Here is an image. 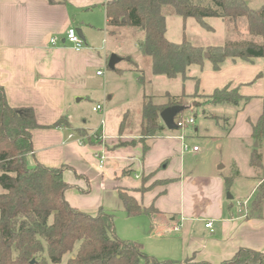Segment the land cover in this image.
Here are the masks:
<instances>
[{"label":"crops","instance_id":"1","mask_svg":"<svg viewBox=\"0 0 264 264\" xmlns=\"http://www.w3.org/2000/svg\"><path fill=\"white\" fill-rule=\"evenodd\" d=\"M106 1L0 0V84L10 106L30 107L34 111L39 125L31 131L34 160L47 167H64L62 176L70 185L64 195L70 205L89 214L103 208L112 212L114 219L117 214L125 222L119 228L116 226L122 236H129L123 235V230L132 236L135 232L136 235L149 232L141 239L142 247L147 239L157 238L165 243L161 246L165 253L160 256L220 264L240 249L264 253V198L259 208L252 211L260 176L250 166L249 158L250 168L246 173L239 170L238 161L232 158V168L238 171L232 175V180L240 175L244 179V190L236 191L239 197L235 201L234 195L231 199L225 197L228 188L223 179L210 174L211 168L200 171L198 161L202 150L193 151L195 145L189 148L187 143L199 135L196 118L193 126L164 128L143 142L140 120L136 131L127 127L125 121L122 125V120L111 132H106L102 119L103 124L100 121L97 127L71 124L72 103L76 105L93 92L89 91L91 68L108 64L107 54L101 56L93 45L96 33L103 31L105 35V16L102 30L98 28L102 22L94 25L84 13L92 9H101L104 13ZM253 1L248 0L253 9L264 6V0H257L258 7L251 5ZM69 27L79 28L84 36V46L80 50L63 41ZM51 37L57 38L55 44L50 43ZM194 66L196 69L191 66L190 77L186 79L191 83L190 91L208 95L215 88L229 84L237 86L240 94L250 96L246 103L233 105L232 115L210 113L206 116L204 112L207 111L203 114L214 118L226 136L233 137L238 132L237 124L243 122L245 126L240 137L248 143L253 141L250 122L257 119L263 108L264 58L250 61L227 58L218 70L212 69L208 62L201 67ZM125 72L130 71L116 73ZM96 76L101 77L103 73ZM111 96H107V100ZM166 101L165 96L164 101L154 103ZM124 114L126 116L127 112ZM62 116L67 125H54ZM77 130H85L88 134L102 131L105 138L87 140ZM184 144L187 150H183ZM97 153L105 157L102 168L98 166ZM262 153L264 162V140ZM152 181L159 183L150 185ZM142 185L148 187L141 191ZM117 187L125 188L142 207L152 206L156 212L128 216ZM208 221L212 222L211 228L205 227Z\"/></svg>","mask_w":264,"mask_h":264},{"label":"trees","instance_id":"2","mask_svg":"<svg viewBox=\"0 0 264 264\" xmlns=\"http://www.w3.org/2000/svg\"><path fill=\"white\" fill-rule=\"evenodd\" d=\"M103 7L108 40L117 41L124 29L140 32L135 45L140 58L149 63V76L185 78L191 66L201 67L204 62L218 70L227 58L243 61L264 58V6L253 9L248 0H107ZM164 7L172 15L183 20L193 18L202 26H206V18L221 19L230 23L235 32L238 22L245 20L249 38L229 39L221 45L206 47L194 45L184 37L179 42L171 41L166 35ZM204 53L208 54L207 58ZM136 64L131 62V66L110 69L136 72L139 83L145 85L149 79ZM186 96L166 95L165 103L156 104L144 95L140 140L143 142L165 128L159 121L164 108L189 107L183 99ZM204 97L216 105H238L250 99L240 94L237 86L230 88L229 84L215 88ZM262 99L260 115L254 122L249 121L251 137L256 142L249 154V164L258 176L262 172L252 199V211L259 208L264 198V96ZM54 125H67L65 116ZM38 126L32 108L10 106L0 84V264H59L66 254L69 257L65 264H185L189 258L157 260L144 251L141 243L120 238L115 232L112 212L99 208L89 214L70 205L64 195L70 187L62 176L64 167H47L33 158L31 131ZM232 179L233 176L224 179L226 188ZM117 192L128 216L156 212L152 206L142 207L125 188L117 187ZM220 264H264V253L240 249Z\"/></svg>","mask_w":264,"mask_h":264},{"label":"rangeland","instance_id":"3","mask_svg":"<svg viewBox=\"0 0 264 264\" xmlns=\"http://www.w3.org/2000/svg\"><path fill=\"white\" fill-rule=\"evenodd\" d=\"M251 5L253 7H256V5L257 7L259 6L257 0L253 1ZM163 12L166 16V35L169 40L174 42H179L184 37L194 45L206 46L214 44L221 45L229 39L249 38V35L246 34L245 30V20H240L238 22V31L235 32L232 30L230 23L225 24L218 18H206L204 20L206 26H202L193 18L183 20L179 16L172 15L167 11L166 7L163 8ZM84 13L88 15L92 24L98 25L102 22V25L98 28L103 30L104 13L101 9L87 10ZM140 35V32L133 28L124 29L117 41L108 40L103 34V31L95 34L93 45L95 50H97L101 56L107 54L108 60L112 54L121 57V59L115 64V68H124L126 66H131V62H137L136 66L144 71V75L149 79V82L145 85L139 83L137 80V75L139 74L136 72L130 71L117 74L113 69L108 67V64L93 66L90 70L91 77L89 79V91L91 90L93 92L88 93L87 98L76 105L75 103H72L69 110V113L71 114V124L73 126H84L85 128L97 127L100 125L102 119L105 122L106 132H111L112 129L114 127L116 128L119 125V122L124 119L127 127L133 128L136 131L140 120V101L142 95L147 94V96H150L152 102H162L165 100L166 95L180 96V94L184 93L187 95L183 98L184 102L189 107L185 108L182 112L184 115H195L194 118H196V125L199 134L193 139H189L187 143L190 146L189 148L194 144L197 148L202 150V157L198 161L200 171H207L211 168L210 174H215L224 181L226 177L232 176L234 173L238 174V171H235V168H232L233 162L231 163V161L235 159L239 163V170H241L242 173H246L248 168H250L248 164L249 151L256 146L255 141L251 140L252 143L250 141V144L247 140L240 137L242 128H244L245 124L243 122L238 123L236 126L238 132H235L233 137L226 136V134H223L224 131L222 132V129L218 127L219 125H216V120L214 118L204 117L203 114V111H207L208 113L204 112L206 116H209L210 113H221L228 116L232 115V112L235 111V107L230 104H212L198 91H190L191 83L186 80L190 77L188 72L187 75H185V78L180 76L167 78L163 75L149 76L148 61L142 60L139 54L137 55L138 51L135 45V40L140 38ZM103 38L106 39L107 43L103 42ZM124 58H129L130 60L127 62ZM191 68L196 69V66L193 65ZM203 69L204 68L201 70ZM95 71H100V74L103 73V76L97 77ZM103 81H105V83H102ZM230 88L232 87L230 86ZM187 90L190 92H187ZM110 95H112L111 98L107 100V96ZM239 103L242 105L243 101H240ZM96 104H100L102 110L97 112L93 111L92 107ZM126 112L127 115L125 116L124 113ZM245 113L248 114L249 112ZM232 120H235L233 119V116ZM159 121L163 125L160 118ZM79 135L82 138L91 141H100L101 139H99L97 131L88 134L87 131L82 130L79 132ZM244 141L246 142L245 144ZM28 162L31 164V159H29ZM261 173L262 172H259L260 177ZM243 180L244 179L240 177V175L239 177H236L235 180H232L225 193V197L227 193H229L234 195L233 201H235L239 197V195L237 196L236 191L244 190ZM157 183H159V181H152L150 185H156ZM147 187L142 185L139 190H145ZM237 187H239V189H237ZM121 218L116 214L114 219L116 234L119 237L121 236L142 243L141 239H143L144 236H148L149 232L143 231L137 235L135 234L137 232H135L132 236L129 234V231H125L122 228L124 231L122 234L129 235L122 236L116 230V226L119 228L120 225L125 224L124 219ZM146 241V245L144 244L143 249L145 248L144 251L149 256H153L157 260L173 259V257L169 255H167V257L170 258L160 256L165 253L161 249V246H165V243L161 242V240L153 238L147 239ZM68 257L69 255H64L59 264H65ZM174 257L176 260V256ZM197 263L198 262H195L192 259L185 261V264Z\"/></svg>","mask_w":264,"mask_h":264},{"label":"built area","instance_id":"4","mask_svg":"<svg viewBox=\"0 0 264 264\" xmlns=\"http://www.w3.org/2000/svg\"><path fill=\"white\" fill-rule=\"evenodd\" d=\"M56 41H57V38H55V37L50 38V43L55 44ZM63 41H67L68 43L72 44V46L76 50H80L84 46L83 38H81L77 34L76 29L74 27L67 28V30L65 31V34H64ZM96 74H100V71H97ZM92 110L93 111H100V110H102V106L100 104H96L92 108ZM174 123L176 124L177 129H182L186 126L193 125L194 124V117L191 115H184V113L181 111L177 117L176 116L174 117ZM101 124H103L102 120H101ZM98 135L100 136L101 139L105 138L102 131H99ZM187 149H188V146L184 144L183 150H187ZM197 149L198 148L196 146L192 147L193 151H196ZM95 157L98 161L99 168H102L104 165V159H105L104 155L102 153H97V154H95ZM243 210L244 211L246 210L244 206H243ZM211 226H212L211 221L206 222L205 227L211 228Z\"/></svg>","mask_w":264,"mask_h":264},{"label":"water","instance_id":"5","mask_svg":"<svg viewBox=\"0 0 264 264\" xmlns=\"http://www.w3.org/2000/svg\"><path fill=\"white\" fill-rule=\"evenodd\" d=\"M77 34L81 37L84 38L81 30L79 28L76 29ZM204 57L207 58L208 54L204 53ZM121 59L116 54H112L108 60V67L113 68L115 64ZM79 98H77L78 100ZM185 108L180 107V106H170L164 108L160 113H159V118L162 121L163 125L168 129V130H174L176 129V124L174 123V117L181 111H183ZM256 146V142H255ZM226 197L228 199H231L232 196L231 194L227 193Z\"/></svg>","mask_w":264,"mask_h":264}]
</instances>
